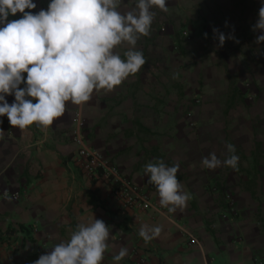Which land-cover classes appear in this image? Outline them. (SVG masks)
I'll return each mask as SVG.
<instances>
[{
	"label": "crops",
	"instance_id": "crops-1",
	"mask_svg": "<svg viewBox=\"0 0 264 264\" xmlns=\"http://www.w3.org/2000/svg\"><path fill=\"white\" fill-rule=\"evenodd\" d=\"M34 2L31 11L38 12L49 0ZM166 6L167 12L153 8L150 35L137 42L146 63L121 85L94 92L83 105L68 102L46 131H20L0 117V264H33L92 217L111 228L102 264H116L121 247L128 255L119 264H131L134 251L143 264H264V42L257 45L260 33L252 31L261 0ZM213 28L235 39L219 46ZM126 50L116 49L122 58ZM77 123L86 142L157 204L144 166L178 164L177 178L191 197L186 207L124 209L103 180H89L72 162ZM229 143L239 157L235 170L202 166L209 153L224 160ZM145 224L160 226L159 236L145 242L138 235Z\"/></svg>",
	"mask_w": 264,
	"mask_h": 264
},
{
	"label": "clouds",
	"instance_id": "clouds-1",
	"mask_svg": "<svg viewBox=\"0 0 264 264\" xmlns=\"http://www.w3.org/2000/svg\"><path fill=\"white\" fill-rule=\"evenodd\" d=\"M36 7L34 0H0V117L20 131L33 125L46 131L65 114L68 102L83 105L94 92L112 91L135 75L146 63L136 45L141 36L150 35L153 8L168 11L166 0H49L46 9L31 11ZM17 13L20 18L9 19ZM252 31L260 33L257 45L264 42V0ZM213 33L219 46L235 39L216 28ZM121 45H127L123 58L116 51ZM7 96L14 97L11 103ZM3 132L0 129V139ZM226 148L224 160L209 153L201 159L202 166L235 170V146L229 143ZM178 170V164L168 166L162 160L143 169L156 188L160 208L169 213L185 208L191 198L177 178ZM161 231L145 224L138 235L149 242ZM110 235V226L92 217L33 264H102ZM127 255L128 249L121 247L113 260L119 264Z\"/></svg>",
	"mask_w": 264,
	"mask_h": 264
},
{
	"label": "built area",
	"instance_id": "built-area-1",
	"mask_svg": "<svg viewBox=\"0 0 264 264\" xmlns=\"http://www.w3.org/2000/svg\"><path fill=\"white\" fill-rule=\"evenodd\" d=\"M183 36L187 33L183 32ZM71 140L75 145L72 162L75 167L89 180H103L107 187L109 195L121 203L124 209L136 208L142 211L151 209H163L160 205L153 202L148 194L139 186L134 184L130 178L118 167L112 165L107 157L94 150L87 142L86 135L81 123H77L72 129ZM215 191V186L211 187ZM217 191V190H216ZM14 200H18V192L12 194ZM226 204L225 213L232 212V200L228 194H223ZM190 240L196 242L194 236ZM144 257L136 251L131 254V264H143Z\"/></svg>",
	"mask_w": 264,
	"mask_h": 264
},
{
	"label": "rangeland",
	"instance_id": "rangeland-1",
	"mask_svg": "<svg viewBox=\"0 0 264 264\" xmlns=\"http://www.w3.org/2000/svg\"><path fill=\"white\" fill-rule=\"evenodd\" d=\"M244 87H247V88H249V93H250V94H252V93H253V90H254V88H253V87H251V84H249V83H248V85H247V84H246V85L244 84ZM246 90H248V89H246Z\"/></svg>",
	"mask_w": 264,
	"mask_h": 264
}]
</instances>
